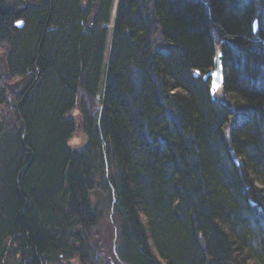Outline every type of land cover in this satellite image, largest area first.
<instances>
[{
    "label": "trees",
    "instance_id": "trees-1",
    "mask_svg": "<svg viewBox=\"0 0 264 264\" xmlns=\"http://www.w3.org/2000/svg\"><path fill=\"white\" fill-rule=\"evenodd\" d=\"M0 50V264H264V0H0Z\"/></svg>",
    "mask_w": 264,
    "mask_h": 264
},
{
    "label": "rangeland",
    "instance_id": "rangeland-1",
    "mask_svg": "<svg viewBox=\"0 0 264 264\" xmlns=\"http://www.w3.org/2000/svg\"><path fill=\"white\" fill-rule=\"evenodd\" d=\"M8 2H11L12 0H7ZM117 0H115L116 2ZM115 7V5H114ZM19 9H16L15 11H18ZM112 15H114V12L112 13ZM113 24V16L111 18L110 24L107 26L108 29V34H107V41H106V48H105V53H104V62H103V68H102V72L100 75V86H99V91H98V97L99 100L101 101L102 98V90H103V85H104V79H105V68H106V64H107V56H108V52H109V42H110V35H111V28ZM255 24H257V22H255ZM217 39L219 38L218 36H214ZM217 43H219V40H215ZM220 42L222 43L223 40H220ZM214 49L216 50L217 47L216 45L214 46ZM38 61V59H37ZM5 71L3 70V50H0V74L4 73ZM1 85V83H0ZM223 95V94H222ZM216 96L218 98H221V91H218L216 93ZM223 97V96H222ZM98 108V100L93 99L92 101L87 103V109L89 111H92V113L96 112ZM3 109H5V106L3 104H0V115L4 114L3 113ZM71 115L75 118L74 120L76 121V124L78 123V119H79V110L78 109H74L71 112ZM229 125H227V132L229 129ZM79 127V126H77ZM227 135V134H226ZM228 137H226L227 139ZM86 142V137L84 132L81 130V128H77L74 133L71 135L70 139L67 142V145L73 149V150H78L80 148H82L84 146ZM21 173V172H20ZM98 227L97 231L98 234L100 236V238L102 239V246L104 249L109 250V254L113 255V247L115 245V236H116V229H117V223L115 221V219L113 218V212L107 211V209L101 205V209L99 212V220H98V224L95 226ZM108 253V251H107ZM106 255V256H105ZM105 257H108L107 254H104ZM15 257V256H14ZM10 259H13L12 256H10ZM16 259V257H15ZM15 259L9 263H19V261H15ZM108 260L110 261V258L108 257ZM62 264H79V260L78 258H72L70 260H66L64 262H62Z\"/></svg>",
    "mask_w": 264,
    "mask_h": 264
},
{
    "label": "water",
    "instance_id": "water-1",
    "mask_svg": "<svg viewBox=\"0 0 264 264\" xmlns=\"http://www.w3.org/2000/svg\"><path fill=\"white\" fill-rule=\"evenodd\" d=\"M254 30L256 33L257 26L254 22L253 24ZM22 27V22H18L15 25L16 29ZM192 74L196 78H201L203 81L209 82V94L212 98H214V94H216L219 90L223 88L224 85V68L222 63V54L221 52H217L212 58V67L207 70L204 74H201L198 70H193Z\"/></svg>",
    "mask_w": 264,
    "mask_h": 264
},
{
    "label": "bare ground",
    "instance_id": "bare-ground-1",
    "mask_svg": "<svg viewBox=\"0 0 264 264\" xmlns=\"http://www.w3.org/2000/svg\"><path fill=\"white\" fill-rule=\"evenodd\" d=\"M18 22H22V25H23V20L21 19H16L15 22H14V27L15 25L18 23ZM109 24L106 25V28ZM213 29H212V33H211V39L215 42V45L217 47V49H219L221 51V46H223L224 44V41L225 40H229L230 39V35L229 34H226V33H221L222 32V27L216 22V23H213ZM20 29V28H19ZM220 35V36H219ZM214 36H218L219 38L217 39L216 37ZM215 40H219L217 43ZM220 40H223V42L221 43ZM218 51V50H217ZM216 54V50L214 52V55ZM214 57V56H213ZM211 69V68H210ZM200 72V71H199ZM0 78H1V84H5V85H9L10 82L7 81V75L6 73H1L0 74ZM196 78V77H195ZM38 79V75L36 76L35 80L36 81ZM205 82V81H204ZM208 82V81H206ZM2 97H7L6 94H3ZM78 124V123H77ZM78 126V125H77ZM17 259V258H16ZM41 264V263H40Z\"/></svg>",
    "mask_w": 264,
    "mask_h": 264
}]
</instances>
